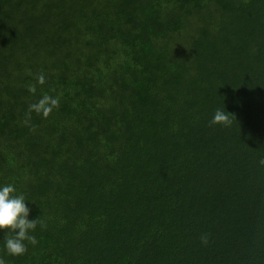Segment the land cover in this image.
I'll return each instance as SVG.
<instances>
[{"label": "trees", "instance_id": "16d2710c", "mask_svg": "<svg viewBox=\"0 0 264 264\" xmlns=\"http://www.w3.org/2000/svg\"><path fill=\"white\" fill-rule=\"evenodd\" d=\"M4 183L7 264H264V0H0Z\"/></svg>", "mask_w": 264, "mask_h": 264}, {"label": "clouds", "instance_id": "9594fccd", "mask_svg": "<svg viewBox=\"0 0 264 264\" xmlns=\"http://www.w3.org/2000/svg\"><path fill=\"white\" fill-rule=\"evenodd\" d=\"M40 84L44 83V76L38 77ZM30 91H35L30 88ZM58 105V98L44 96L37 103L30 105L31 110L47 117L52 108ZM212 124L230 123L228 115L223 110H217L211 120ZM31 208L23 192L18 191L14 183L0 184V238L5 256H0V264H7L5 257H18L27 251L30 243L35 246L38 240L35 236L37 226L44 227L40 216L30 218ZM206 242V238H203Z\"/></svg>", "mask_w": 264, "mask_h": 264}]
</instances>
